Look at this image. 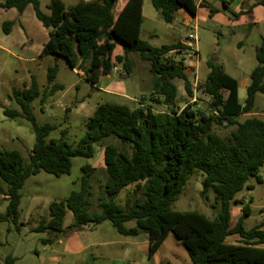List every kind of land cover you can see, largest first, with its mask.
<instances>
[{
  "label": "trees",
  "instance_id": "16d2710c",
  "mask_svg": "<svg viewBox=\"0 0 264 264\" xmlns=\"http://www.w3.org/2000/svg\"><path fill=\"white\" fill-rule=\"evenodd\" d=\"M119 0H82L66 6L63 0H51L49 13L43 11L40 0H5V9L23 12L32 5L37 18L49 28L41 56L53 54L65 58L72 69H86V79L97 83L102 75L113 72L116 63H122L124 73L133 69L129 54L138 53L148 61L154 75L150 100L167 109L156 111L153 104L131 107L127 104L102 103L87 120V132L76 146L64 138L47 140L53 125L37 124L30 103L40 96L35 78L23 91H15L24 115L33 122L36 141L28 161L18 150L0 151V194L8 200L7 210L0 213V222L19 218L21 188L26 180L42 171L61 176L71 171L74 157L91 158L95 145L104 146L106 180L100 193V211L91 213L92 183L90 164L83 166L80 189L60 201L49 205L48 220L43 219L36 230H50L53 236L43 238L45 245L54 244L62 234L79 232L91 225L111 221L124 236L148 235V256L152 258L170 233L185 246L192 264H264V218L250 229L243 225L250 207L242 208V216L231 227V208L239 202L236 195L249 179L263 181L260 170L264 166V119L257 115L239 118L254 109L258 92L264 94V37L257 49L258 66L250 74L247 97L239 99L238 80L220 65L209 64L210 72L197 89L210 96V113L186 104L177 108L178 86L175 78H182L189 95L192 85L184 61L172 53H182L188 46L178 42L153 47L141 39L144 22V0H127L116 15ZM166 22L171 23L179 10L196 16L198 6L194 0H152ZM258 5L264 7V0ZM205 6L204 1L200 7ZM214 12V11H213ZM14 21H5V33H10ZM117 45L124 55L113 53ZM89 67H86L88 66ZM58 66L49 68V83L57 77ZM123 74V73H122ZM54 84L51 94L62 88ZM48 92V89H46ZM23 96L20 98L19 96ZM157 95V97H156ZM144 100V98H143ZM144 104V105H142ZM9 118L21 112L6 109ZM219 127H233L229 135L217 132ZM116 139L118 143L104 141ZM198 170L204 174L202 195L208 199L212 191L215 199L211 207L215 218L197 211H179L172 204L184 189L189 175ZM129 185L136 188L124 205L117 197ZM74 221L64 225L68 211ZM135 221V226L127 223ZM238 235L239 243L227 242ZM8 255L5 264H15Z\"/></svg>",
  "mask_w": 264,
  "mask_h": 264
},
{
  "label": "rangeland",
  "instance_id": "374dc122",
  "mask_svg": "<svg viewBox=\"0 0 264 264\" xmlns=\"http://www.w3.org/2000/svg\"><path fill=\"white\" fill-rule=\"evenodd\" d=\"M51 0H40L44 12L49 13L48 4ZM82 0H63L66 6L76 4ZM198 6L196 17L192 18L185 10L175 14L171 23L165 21L160 10H157L152 0H144V22L140 37L148 41L153 47L181 42L188 46L182 53H172L178 61L186 64V73L192 85L190 96L182 78H175L173 82L178 86L177 108L191 104L195 109H202L210 113V96L197 89L210 72L209 64L220 65L224 70L239 81V99L245 102L247 86L250 84V74L259 62L256 57L257 49L262 45L264 37V7L258 5L260 0H194ZM204 1L205 6L200 7ZM0 0V151L18 150L28 161L36 141L34 125L23 113L21 104L15 91H23L32 85L36 79L40 96L30 103L32 113L37 124H50L55 128L47 136V140L64 138L69 144L76 146L87 132V120L93 115L96 107L102 103L127 104L131 107L144 102L153 104L150 96L153 90L154 75L151 65L143 60L138 53L132 52L129 58L133 69L129 74L124 73L123 64L116 63L119 72L113 71L109 75H102L93 84L86 77V69L82 71L72 69L65 58L53 54L41 56L44 43L49 36L46 28L37 18L33 6L28 5L23 12L16 8L5 9ZM119 0L114 10L117 15ZM214 11V12H213ZM14 21L10 33H5V21ZM190 20V22H187ZM196 25V26H195ZM190 33H196L197 42L188 38ZM192 44L196 48H192ZM115 54L124 55V49L118 45ZM58 66V73L53 84L49 83V68ZM86 67H89L86 66ZM123 73V74H122ZM128 75L125 80L120 76ZM115 82H122L125 86L124 95L108 94L104 91ZM54 84L63 87L51 94ZM48 89V92L47 90ZM23 98V96H19ZM157 97V95H156ZM144 98V100H143ZM156 111L167 108L163 104L154 103ZM6 109H15L21 114L12 119L6 116ZM257 115L264 119V94L258 92L255 97L254 109L251 113L239 118ZM233 127H219L217 132L229 135ZM107 142L118 143L116 139ZM90 164L92 205L90 212L101 210L99 195L106 180L104 146L95 145V154L91 158L74 157L71 171L68 174L55 176L45 171L30 176L21 188V204L17 222H0V264H5V258L12 255L15 264H81L92 254L97 257L113 256L118 258L122 252L120 242H134L130 246L138 264H185L191 260L185 246L170 233L163 246L153 259L148 258V235L141 232L138 236H124L106 220L97 225H91L83 233L60 235L54 244L45 245L43 238L53 236L50 230L38 231L39 223L50 218L49 205L53 201L67 198L75 189H80L84 175L83 166ZM264 175V166L260 170ZM204 174L198 170L192 172L178 199L172 208L179 211H197L209 218L216 216L211 207L215 196L212 191L208 199L203 197ZM249 184L236 195L239 202L232 204V225H236L242 216V208L250 207V214L244 217L243 225L246 229L259 224L264 217V177L258 182L255 177L249 179ZM136 185L127 186L117 197V202L124 205L128 193ZM8 200L0 194V213L7 210ZM74 221L73 213L69 210L64 225L69 226ZM127 227L135 226V221L128 222ZM76 233L79 243L89 245L82 253H74L69 245ZM61 240V241H59ZM113 241L112 246L91 247L92 241ZM238 235L228 238L230 242H239ZM74 243L73 245H75ZM125 248V247H123ZM129 252V251H127ZM95 256V255H94ZM132 258V257H131Z\"/></svg>",
  "mask_w": 264,
  "mask_h": 264
},
{
  "label": "crops",
  "instance_id": "0c3cea01",
  "mask_svg": "<svg viewBox=\"0 0 264 264\" xmlns=\"http://www.w3.org/2000/svg\"><path fill=\"white\" fill-rule=\"evenodd\" d=\"M126 1L127 0H124V3H123V5H119V12L122 10V8L124 7V5H125V3H126ZM116 7H117V5H116ZM116 9V8H115ZM180 11V10H179ZM183 11V10H182ZM118 12V13H119ZM194 17H196V16H192V18H194ZM187 22H190V20H187ZM118 46V45H117ZM121 46V45H120ZM117 48V47H116ZM115 48V49H116ZM114 52H115V50H114ZM116 55H121V54H115V53H113V58H115V56ZM80 71H82V70H80ZM101 78V77H100ZM100 80V79H99ZM238 83H239V81H238ZM125 88V86H124V84L122 83V82H115L113 85H112V87L111 86H108V88L107 89H104V91L106 92V93H108V94H115V95H124V92H123V89ZM264 218V217H263ZM263 220V219H262ZM261 220V221H262ZM231 223H232V208H231ZM235 226V225H234ZM232 224H231V227H234ZM87 229H89V230H92V227L91 226H89V227H87V228H85L84 230H82V231H79L78 233L80 234V233H83L84 231H86ZM263 229H264V227H263ZM77 233V232H76ZM76 233H74L75 235L74 236H76V237H73V239H72V241L73 242H71V243H76L75 245H69V249H71V251L72 252H74V253H82V252H84V251H86L87 249H88V246L89 245H84L82 242L81 243H79L78 241H79V238H78V236H77V234ZM168 238V237H167ZM59 241H61V240H59ZM166 241V240H165ZM164 241V242H165ZM149 242V241H148ZM164 242H163V244H164ZM227 242H230V241H228V239H227ZM232 243V242H231ZM233 243H239V242H233ZM137 244V242L136 241H134V242H128V241H123V242H120V244L119 245H121V247H122V254L121 253H119L118 255H119V257L118 258H116V257H113V256H109V257H97L96 256V254H91L88 258H87V260H85L83 263H81V264H138V262H137V258L136 257H134L133 256V252L130 250V246L132 247V246H134V245H136ZM163 244L161 245V247L163 246ZM112 245H114V243H113V241H108V240H105V241H103V242H98V241H92V244H91V247H94V246H100V247H105V246H112ZM261 246H263L264 247V244H262ZM123 247H125V248H123ZM160 247V248H161ZM160 248H159V250H160ZM158 250V251H159ZM127 251H129V252H127ZM157 251V252H158ZM148 252H149V248H148ZM157 252L154 254V256L152 257V258H150L149 256H148V258L151 260V259H153L155 256H156V254H157ZM95 255V256H94ZM132 257V258H131ZM185 264H192V260H188Z\"/></svg>",
  "mask_w": 264,
  "mask_h": 264
},
{
  "label": "built area",
  "instance_id": "2783aa9c",
  "mask_svg": "<svg viewBox=\"0 0 264 264\" xmlns=\"http://www.w3.org/2000/svg\"><path fill=\"white\" fill-rule=\"evenodd\" d=\"M196 26V25H195ZM188 38L190 39V40H192L194 43H196L197 42V35H196V33H190L189 35H188ZM192 48H196V46H194L193 44H192ZM184 52V51H183ZM113 71H115V72H119L120 71V68L117 66V65H115L114 67H113ZM142 105H144V104H142ZM263 177H264V175H263Z\"/></svg>",
  "mask_w": 264,
  "mask_h": 264
},
{
  "label": "water",
  "instance_id": "95a60500",
  "mask_svg": "<svg viewBox=\"0 0 264 264\" xmlns=\"http://www.w3.org/2000/svg\"><path fill=\"white\" fill-rule=\"evenodd\" d=\"M128 77V75H122L120 76V79L125 80Z\"/></svg>",
  "mask_w": 264,
  "mask_h": 264
}]
</instances>
